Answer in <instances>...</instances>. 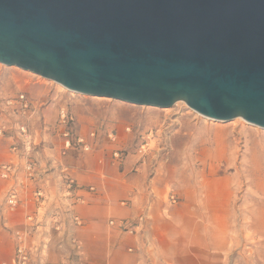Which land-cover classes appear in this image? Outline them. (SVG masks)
<instances>
[{"label": "water", "instance_id": "95a60500", "mask_svg": "<svg viewBox=\"0 0 264 264\" xmlns=\"http://www.w3.org/2000/svg\"><path fill=\"white\" fill-rule=\"evenodd\" d=\"M0 65L264 130V0H0Z\"/></svg>", "mask_w": 264, "mask_h": 264}, {"label": "rangeland", "instance_id": "374dc122", "mask_svg": "<svg viewBox=\"0 0 264 264\" xmlns=\"http://www.w3.org/2000/svg\"><path fill=\"white\" fill-rule=\"evenodd\" d=\"M20 93L26 94L34 107L45 113L48 123L46 126L49 127L46 143L56 149V153L58 151L57 160L65 157L70 161L81 158L84 165H88L98 164V159L101 158L103 164L100 165L103 166L107 158H110L111 150L116 148L120 149L122 158L129 157L132 160V157L138 158L136 149L142 139L151 133L153 148L144 158V166L135 167L138 171H134L126 165L119 173L139 176L141 179L155 177L162 183L172 184L177 195L182 197L200 199L207 191L213 197L225 199L229 196L227 205L233 214L234 238L243 240L244 243H262L264 130L250 126L241 119L228 123L205 119L182 102L170 109H158L82 96L61 89L53 82L29 72L0 65L1 98H14ZM62 107L72 117L76 133L87 136L91 131L96 132L97 141L93 142L92 152L73 150L62 155L60 129L57 126V113ZM125 128H130V132L126 133ZM106 132L118 135V143L111 145L105 137ZM8 133L9 131L3 133L0 138L8 136ZM98 153L100 158H96ZM143 161L140 160L137 165ZM66 168V172L71 175L72 169ZM211 180V183L208 182ZM24 184L27 192L22 193V197L25 195L23 198L19 194V207L13 211L5 203L7 193L3 197V184H0V263H16V233H25L24 249L28 264H93L82 259L81 254H76L79 251L72 234L67 246L63 243L50 246L53 240L49 237V241L43 242L45 234L57 237V241L65 240L68 227L72 229L82 224H75L73 218L78 216L71 211L61 214L60 208L55 205L47 206L46 199H34V191L42 188L29 189L33 184ZM23 187L26 188L24 185ZM29 217L33 219L29 220ZM38 227L41 230H37ZM44 228L47 232H44ZM60 233L62 234L57 236ZM247 248H252L251 244L243 247L245 251ZM245 264L258 263L245 261Z\"/></svg>", "mask_w": 264, "mask_h": 264}, {"label": "crops", "instance_id": "0c3cea01", "mask_svg": "<svg viewBox=\"0 0 264 264\" xmlns=\"http://www.w3.org/2000/svg\"><path fill=\"white\" fill-rule=\"evenodd\" d=\"M33 109L29 128L37 143V151L33 155L37 175L34 182H25L22 171L14 181L0 180L3 197L10 188L15 187L21 198L27 190L24 183L33 184L29 189L42 188L47 206L55 205L60 208L61 214L71 211L82 224L72 229L68 227L66 242L63 239L57 241V237L48 234H45L43 242L51 238L53 241L50 246L59 243L67 246L72 234L77 251L80 252L76 254H81L82 259L93 264H245V261L264 264V238L262 243H244L234 238L233 214L227 205L229 196L225 199L213 197L207 191L200 199L182 197L177 195L172 184L162 183L155 177L141 179L139 176L119 173L126 165L134 171H138L135 167L144 166V161L137 165L140 161L137 157H132V160L124 157L121 163L107 158L103 166L97 163L84 165L81 158L70 161L65 157L57 160L58 151L56 153V149L46 143L49 127L46 126L45 113L34 105ZM14 139L17 140L15 131H9L8 136L0 138V164L11 162L22 166L23 160L19 154L12 151V147L18 145ZM117 139H120L118 135ZM99 156L98 153L96 158ZM65 165L72 169L71 175L66 172ZM69 180L74 181L81 190L68 195ZM150 186L155 192L154 199L150 198ZM89 188L94 191H89ZM170 191L178 197L175 205L167 201ZM75 199H81L83 203ZM149 200L152 202L151 221L145 237L131 236L108 226L110 220L133 222L142 214ZM44 232H47L46 228ZM249 244L252 248L245 251L243 247Z\"/></svg>", "mask_w": 264, "mask_h": 264}, {"label": "built area", "instance_id": "2783aa9c", "mask_svg": "<svg viewBox=\"0 0 264 264\" xmlns=\"http://www.w3.org/2000/svg\"><path fill=\"white\" fill-rule=\"evenodd\" d=\"M33 103L29 97L20 93L14 98L2 99L0 98V136L10 130H14L17 136L18 145L12 147L13 152H17L19 157L23 160L22 166L16 165L14 163H4L0 164V180L2 181H14L19 172L22 171L25 177L24 181L34 182V179L37 175L36 170V161L33 158L37 151V143L33 138L30 128L29 121L33 111ZM4 119V121H3ZM12 120V123H10ZM5 122V123H3ZM7 124V125H6ZM9 124H13L10 126ZM57 126L60 129V138H61V153L66 155L68 152L76 150L83 153H90L93 151V142L97 141V135L95 131H91L87 137L77 134L74 131V121L70 116L66 108L62 107L58 110L57 113ZM125 132L129 133L130 128H125ZM108 142L111 145L118 143L117 135L114 132L104 133ZM91 141V143L89 142ZM153 140L151 139V133L142 139L141 143L136 149V155L139 160H144V158L151 152L153 148ZM110 159L115 163H121L122 153L120 149H112L110 152ZM143 163V162H142ZM98 164H103V159H98ZM66 170H64L65 172ZM67 193L71 195L74 191L81 189L74 181L69 180L67 185ZM89 191H94L93 188H89ZM150 198L154 199V190L152 187H149ZM42 190H36L33 193L34 199H45ZM45 200H43L44 202ZM77 202L83 203L81 199H76ZM167 201L170 205H175L178 202V197L174 194L173 191H170L168 194ZM19 193L15 187H12L7 192L6 196V205L13 211L19 207ZM152 202L149 200L142 214L135 219L133 222L127 221H113L108 222L109 227H116L119 231L127 233L131 236L141 235L145 237L146 233L149 230L150 211ZM122 205H125L124 203ZM33 217H29V220H32ZM73 221L77 225H81V220L74 216ZM145 239V238H144ZM16 241L18 244L17 247V260L15 264H28L27 254L24 249L25 242V233H16ZM132 252L131 250H128ZM0 264H6L2 262Z\"/></svg>", "mask_w": 264, "mask_h": 264}, {"label": "bare ground", "instance_id": "6f19581e", "mask_svg": "<svg viewBox=\"0 0 264 264\" xmlns=\"http://www.w3.org/2000/svg\"><path fill=\"white\" fill-rule=\"evenodd\" d=\"M61 89H64L63 87H61V86H59ZM211 121H213V120H211ZM214 122H216V121H214Z\"/></svg>", "mask_w": 264, "mask_h": 264}]
</instances>
